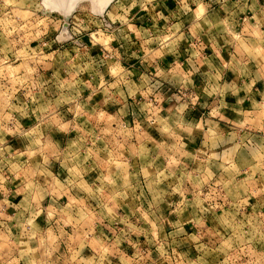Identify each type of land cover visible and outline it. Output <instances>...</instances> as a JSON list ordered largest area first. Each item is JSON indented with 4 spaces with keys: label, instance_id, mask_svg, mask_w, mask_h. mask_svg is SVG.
Masks as SVG:
<instances>
[{
    "label": "rangeland",
    "instance_id": "1",
    "mask_svg": "<svg viewBox=\"0 0 264 264\" xmlns=\"http://www.w3.org/2000/svg\"><path fill=\"white\" fill-rule=\"evenodd\" d=\"M103 1L0 0V180L26 196L61 162L79 197L18 204L0 264H264V8ZM155 61L148 88L94 91ZM30 111L66 137L11 125Z\"/></svg>",
    "mask_w": 264,
    "mask_h": 264
},
{
    "label": "crops",
    "instance_id": "2",
    "mask_svg": "<svg viewBox=\"0 0 264 264\" xmlns=\"http://www.w3.org/2000/svg\"><path fill=\"white\" fill-rule=\"evenodd\" d=\"M249 1H250V5H251L250 7L253 6V8L258 12L261 10V8H264V0H249ZM237 4L243 5L244 2H242V0H239ZM133 25L139 31H142V32L146 31V29L141 24H139V25L133 24ZM163 59H166V58H163ZM167 59L170 62L171 56L168 55ZM124 63H125V61H124ZM169 66H171V63H169ZM128 67H130V66H128ZM128 67L125 68L122 65H120V73H121L120 77L125 76L126 77L125 80L115 79L114 78L115 75H113L109 70V72H107L104 76L105 79H107V81L102 82L99 80L94 91L96 93H102L104 91L113 90L114 86H116V88H114L115 90H117V88H121L122 90H126L129 87V84L131 82L133 83V81L138 82L142 87L148 88L147 84H148V82L153 80L152 76L159 75V73H161L162 71H167V70H165L166 69L165 67H161V63H157L156 61L153 64L151 63V66L150 65H145V66L142 65V68L138 67V69L128 68ZM170 70H171V68H169V71ZM132 75L133 76L135 75L136 77L132 79ZM111 80H112V82H111ZM151 85H153V84H150L149 86H151ZM41 88L43 90L45 89V87H41ZM59 96H60V94L57 95V98ZM121 103H122V106L127 105L126 103L125 104L123 102H121ZM29 107H31V106H29ZM49 114H44L45 116L44 115L38 116V115L33 114L32 111H30V114L27 113V115H30V116H28L26 119L24 117L19 116L18 114H15L17 117L11 119V125L14 126L15 128L21 127L22 129H24V127H27L30 131L31 128H29V124H35V126H33L32 129H34V131H36V132H41L42 136H44V138L50 137V138H57L59 140L60 139L63 140L66 137V133H67L65 130H63V132L62 131L60 132L59 130L52 128V131L49 129L46 131V130H43V128L41 127V126H47L48 123H53V126H57V128L59 129L60 123L62 125L66 121L59 114L53 115V116H51ZM53 117L56 120H54ZM40 127H41V130H40ZM45 132H47V133H45ZM49 132L54 133V134H51ZM104 138H107V137H104ZM11 149H12V147H10L9 145H5L4 143H2L0 145V163L2 162V158H1L2 155L6 154L8 156H11V154L9 152V151H11ZM59 150H60V147L57 148V154L60 153ZM43 166L48 167V165H46V164H44ZM47 167H45V168H47ZM49 169H51V168H48V171H49ZM64 170H65V168L62 167L61 162H59L58 164H55V168L52 171H49L50 174L52 173L54 175V173H55L57 176V177L56 176L54 177V180L52 181L53 183H51L49 185H44V184H39L37 182H32L31 190L29 191L28 194L26 193V196H23V193H25V191H22V190L26 189L27 185L22 186L21 182H8V181H3L1 179L0 180V230H2V228L7 226V224H9L12 219H15V215H17V213H15V210H16L15 208H17L18 204H21L24 201L28 202L29 205L27 208L29 210L30 209L34 210L35 207L37 208L38 206H41L40 211H42L43 208L45 209L47 206H50V205L59 206V204L64 202V201H66V203H67L69 201V197L72 199H75L76 201H79V199H78L79 197L77 196V193L75 191H73V188L67 189V186L65 184H63V182L60 181L61 180L59 177L60 172H63ZM0 172H1V169H0ZM55 179L58 180V182H57L58 185L54 184ZM78 183H80V182H75L76 185ZM86 183H88V182H86ZM94 184H95V182L90 183V185H94ZM39 189L42 191V194H41L42 196L40 199L38 198L39 194L37 192V190H39ZM81 199H82V201L85 200L86 196L84 198H81ZM37 202H39L38 204H40V205H38Z\"/></svg>",
    "mask_w": 264,
    "mask_h": 264
},
{
    "label": "bare ground",
    "instance_id": "3",
    "mask_svg": "<svg viewBox=\"0 0 264 264\" xmlns=\"http://www.w3.org/2000/svg\"><path fill=\"white\" fill-rule=\"evenodd\" d=\"M43 3L45 4H50L49 7H54L57 10H60L65 16H67L69 14V12L73 9V7L75 6V4L77 3V1L79 0H54L55 5L53 6L51 2H53V0H42ZM92 3H95V0H91ZM106 1V3L109 0H104L103 3ZM102 5H100L99 7H101L103 9L105 3ZM98 7V8H99ZM100 8V10H101ZM99 11V9H98Z\"/></svg>",
    "mask_w": 264,
    "mask_h": 264
}]
</instances>
